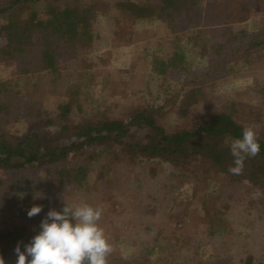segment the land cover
I'll return each instance as SVG.
<instances>
[{
  "label": "trees",
  "instance_id": "16d2710c",
  "mask_svg": "<svg viewBox=\"0 0 264 264\" xmlns=\"http://www.w3.org/2000/svg\"><path fill=\"white\" fill-rule=\"evenodd\" d=\"M256 10L264 11V0H210L208 6L204 0H0V60L12 70L10 77L0 78V172L14 174V184L29 198L37 190L54 197L52 204L43 207L39 220L49 210L73 205L83 193L93 196L92 174L109 187L125 174L133 196L141 192L143 199L154 203L147 210L151 215L157 213L156 204L169 202L173 191L191 184L210 235L231 233L225 226L231 203L242 206L247 216L254 213L264 221L263 115L252 113L246 119L242 103H226L204 84L231 63H264V25L251 35L239 26ZM102 17H112L116 24L122 18L157 22L172 39L184 41L198 57L211 56L213 61L203 69L197 65L191 69L183 53L174 49L163 54L151 67L152 77L162 81L152 101L133 104L121 115L115 116L110 104L97 101L74 83L54 111L38 104L24 116L27 87H38L36 79L41 75L61 86L63 60L93 48L102 31ZM177 19L184 24L182 33H178ZM169 71L182 75L180 98L173 107L178 125L173 130L164 125L169 101L157 100L167 93L164 82ZM85 75L77 74L74 80ZM247 90L264 107V83L254 81ZM253 121L259 125L254 128L260 153L245 160L241 175L231 174L230 143L242 138L243 129L253 126ZM21 122L25 130L14 134L11 126ZM212 183L232 199L214 211L209 204L220 197L207 193ZM152 227L143 229L134 259L112 253L109 264H140L145 255L146 264L154 251L172 256L183 249L177 234L164 236L158 230L151 238ZM40 230V224L37 230L25 224L0 229V256L5 262L13 259L17 244L23 251ZM232 244L224 242L215 259L201 261L194 256L184 264H264L250 251L232 263Z\"/></svg>",
  "mask_w": 264,
  "mask_h": 264
},
{
  "label": "rangeland",
  "instance_id": "374dc122",
  "mask_svg": "<svg viewBox=\"0 0 264 264\" xmlns=\"http://www.w3.org/2000/svg\"><path fill=\"white\" fill-rule=\"evenodd\" d=\"M209 1L204 0V4L208 6ZM115 20L112 17H102L99 22L103 25L102 31L93 48L89 52L80 54L78 58L63 60L61 86L59 82L56 86L50 82L51 77L41 75L36 79L38 87H27L24 116L28 115L29 107L38 108V104H42L48 111H54L57 104L65 98L69 86L74 83L81 84L83 92L90 94L97 101L110 104V111L115 116L121 115L133 104L152 101L162 81L152 77L151 67L163 54L174 49L183 53L185 65L191 69L196 65L203 69L213 61L211 56L198 57L184 41L172 39L165 28L157 22H133L122 18L116 24ZM177 25L178 33L185 31L180 19H177ZM262 25H264V11L256 10V13L252 12L239 26L245 33L251 35L258 33ZM83 73L88 75L74 80L77 74ZM11 75L10 66L0 60V78ZM166 79L164 91L167 93L166 95L162 93L163 98L157 100H162L160 103L165 99L169 101L166 102L167 115L164 125L168 130H173L178 125L173 107L180 98L179 86L182 75L169 71ZM254 81L264 83L263 61H253L252 65H245L243 61L231 63L220 74L205 80L204 84L208 91L222 96L226 103L231 101L242 103L246 119L252 113L255 116L261 114L263 115L261 118L264 119V107H260L261 103L256 97L250 96L247 90ZM250 98L254 102H251ZM255 124L252 125L254 127L258 125ZM11 127L14 134H20L25 130L26 125L21 122ZM16 178L14 174L0 172V229L25 224L32 230H37L43 220H39L38 216L42 214L29 218L28 211L33 206H49L54 202V197L45 191L37 190L35 197L29 198L23 188L14 184ZM90 183L92 185L90 190L94 195L83 193L73 201V205L87 203L103 209L99 223L115 248L113 256L127 260L134 259L143 229L147 225H153L151 238L158 230H162L164 236L177 234L184 247L178 252L174 251L172 256L154 251L148 256L146 264H184L194 256L201 261L212 260L222 252L220 246L224 242L233 243L232 263H235L246 251L252 252L257 259L264 261V221L254 213L247 216L242 206L231 203L229 192L224 191L223 188L216 190L214 183L209 185L207 193L213 194L212 197L215 194L220 198L209 204L210 210L214 211L215 206L218 208L223 201L227 204L231 203L229 205L232 210L225 225L231 228V233L228 235L208 234L210 230L203 206L193 197L194 187L187 182L171 192L173 196L169 202L156 204L155 215L148 213L147 210L154 203L146 198L143 199L144 193L139 192L137 197L133 196L134 188L129 186L131 182L125 174L119 175L114 187L97 181L94 174L90 177ZM146 258L145 255L140 264H145ZM16 260L15 256L5 264H16Z\"/></svg>",
  "mask_w": 264,
  "mask_h": 264
},
{
  "label": "clouds",
  "instance_id": "9594fccd",
  "mask_svg": "<svg viewBox=\"0 0 264 264\" xmlns=\"http://www.w3.org/2000/svg\"><path fill=\"white\" fill-rule=\"evenodd\" d=\"M258 139L254 126H247L242 138L231 141V174L241 175L245 160L259 155ZM42 210L43 206H33L27 215L31 218ZM102 215V208L87 203L64 204L61 211L49 210L40 223V232L24 245L23 251L17 244L16 264H109L108 258L115 248L100 226ZM0 264H5L2 256Z\"/></svg>",
  "mask_w": 264,
  "mask_h": 264
}]
</instances>
